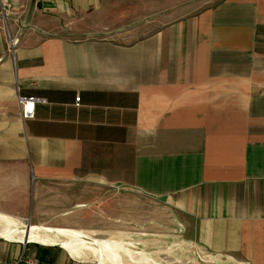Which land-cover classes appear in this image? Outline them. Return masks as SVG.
<instances>
[{
    "label": "crops",
    "instance_id": "crops-1",
    "mask_svg": "<svg viewBox=\"0 0 264 264\" xmlns=\"http://www.w3.org/2000/svg\"><path fill=\"white\" fill-rule=\"evenodd\" d=\"M131 3L0 0V214L72 221L83 196L105 221L112 194L133 209L143 195L204 249L264 264V0L129 42L82 37L119 28ZM20 96L39 98L32 118ZM23 247L0 238V264Z\"/></svg>",
    "mask_w": 264,
    "mask_h": 264
},
{
    "label": "rangeland",
    "instance_id": "rangeland-1",
    "mask_svg": "<svg viewBox=\"0 0 264 264\" xmlns=\"http://www.w3.org/2000/svg\"><path fill=\"white\" fill-rule=\"evenodd\" d=\"M220 1L222 0H133L131 5H134V8L138 6V13L124 20L119 28L91 29L90 31L94 33L81 36L105 35L115 40L129 42L154 33L168 22L195 15ZM97 30L102 34H95ZM112 191L115 190H110ZM78 192L83 194L84 190L80 189ZM111 197L114 205L112 209L110 208L108 217L103 216L105 221L100 218V201L89 203L90 201L84 200L82 196L77 203L76 220L41 225L87 230L97 239L118 241L122 245L118 246L121 248L119 258L121 257L124 264H247L242 259L211 252L200 246L193 239V231H186L183 221L171 204L154 199V202L148 201L141 195L140 202L138 205L135 203L133 209L132 206L128 208L127 197L124 200L117 198L116 193ZM129 199L131 205L132 198ZM116 203L121 206L126 203L125 210L117 209ZM18 219L26 225L35 224L29 219ZM28 244L30 254L55 264H98V260L91 254H88L86 262L77 261L60 246L35 242Z\"/></svg>",
    "mask_w": 264,
    "mask_h": 264
},
{
    "label": "bare ground",
    "instance_id": "bare-ground-1",
    "mask_svg": "<svg viewBox=\"0 0 264 264\" xmlns=\"http://www.w3.org/2000/svg\"><path fill=\"white\" fill-rule=\"evenodd\" d=\"M0 233L13 241L26 242L29 240L45 245H59L77 261L86 262L88 254H91L96 260L100 256L103 257L101 264H124L121 257L119 258L120 247L108 239L98 238V240L88 232L26 225L16 218L0 214ZM90 240H95L97 247L90 244L92 243ZM128 252L133 254L131 251ZM106 256H109V258H106Z\"/></svg>",
    "mask_w": 264,
    "mask_h": 264
},
{
    "label": "built area",
    "instance_id": "built-area-1",
    "mask_svg": "<svg viewBox=\"0 0 264 264\" xmlns=\"http://www.w3.org/2000/svg\"><path fill=\"white\" fill-rule=\"evenodd\" d=\"M19 39L13 37L11 39V48L15 49V46L18 44ZM81 97H76V102L80 104ZM39 101V98L35 96H20L19 103L21 106L23 117L32 118L34 116L35 104ZM24 245L22 251L12 260L6 261L2 264H54L47 260H43L40 257L34 256L29 253L30 246L28 243H23Z\"/></svg>",
    "mask_w": 264,
    "mask_h": 264
},
{
    "label": "water",
    "instance_id": "water-1",
    "mask_svg": "<svg viewBox=\"0 0 264 264\" xmlns=\"http://www.w3.org/2000/svg\"><path fill=\"white\" fill-rule=\"evenodd\" d=\"M0 238H2V239H7V240H10L9 238H7L6 236H4V235H0ZM92 243H90V244H93L94 246H96L97 247V242L95 241V240H90ZM31 242H34V241H29V240H27L26 242H24L23 241V243H31ZM35 243H38V242H35ZM41 244V243H40ZM43 245H45V244H43ZM50 246H59V245H51L50 244ZM61 247V246H60ZM102 259H103V257H99V259H98V264H101L102 263Z\"/></svg>",
    "mask_w": 264,
    "mask_h": 264
},
{
    "label": "trees",
    "instance_id": "trees-1",
    "mask_svg": "<svg viewBox=\"0 0 264 264\" xmlns=\"http://www.w3.org/2000/svg\"><path fill=\"white\" fill-rule=\"evenodd\" d=\"M43 260H47V259H44V258H42ZM48 261V260H47Z\"/></svg>",
    "mask_w": 264,
    "mask_h": 264
}]
</instances>
